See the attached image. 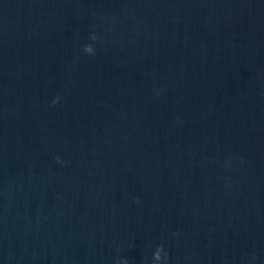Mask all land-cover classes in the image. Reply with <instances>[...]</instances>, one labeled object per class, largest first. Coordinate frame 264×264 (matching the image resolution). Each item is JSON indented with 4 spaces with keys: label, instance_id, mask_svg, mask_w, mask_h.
<instances>
[{
    "label": "water",
    "instance_id": "obj_1",
    "mask_svg": "<svg viewBox=\"0 0 264 264\" xmlns=\"http://www.w3.org/2000/svg\"><path fill=\"white\" fill-rule=\"evenodd\" d=\"M0 264H264V0H0Z\"/></svg>",
    "mask_w": 264,
    "mask_h": 264
}]
</instances>
